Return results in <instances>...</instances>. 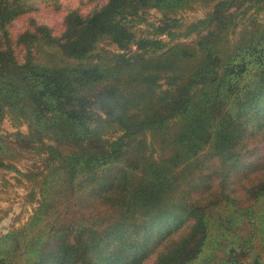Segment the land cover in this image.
Segmentation results:
<instances>
[{"label": "trees", "instance_id": "1", "mask_svg": "<svg viewBox=\"0 0 264 264\" xmlns=\"http://www.w3.org/2000/svg\"><path fill=\"white\" fill-rule=\"evenodd\" d=\"M6 117L0 264H264V0H0Z\"/></svg>", "mask_w": 264, "mask_h": 264}, {"label": "rangeland", "instance_id": "2", "mask_svg": "<svg viewBox=\"0 0 264 264\" xmlns=\"http://www.w3.org/2000/svg\"><path fill=\"white\" fill-rule=\"evenodd\" d=\"M61 2L69 3L71 5H77L79 0H60ZM93 3H87L82 6L84 10L90 8ZM205 9L196 6L193 9L181 10L177 13V16L183 20H192L199 16H202ZM32 14L39 20L47 22L54 26H59L62 20L63 11L55 12L47 8H40L37 11H33ZM160 13L155 9H150L149 18L156 19ZM25 22V17H21L15 21V29L21 28ZM25 125L21 126V129H25ZM15 126L11 120L6 117L0 123V131H12ZM30 158H22L17 161V165L21 169H25L30 164ZM28 188L24 183H18L15 179V173L12 170L0 169V232L8 229L11 225H18L24 221L33 206L35 201L31 202L26 199ZM36 200V198H35ZM18 219L16 220L15 218Z\"/></svg>", "mask_w": 264, "mask_h": 264}, {"label": "water", "instance_id": "3", "mask_svg": "<svg viewBox=\"0 0 264 264\" xmlns=\"http://www.w3.org/2000/svg\"><path fill=\"white\" fill-rule=\"evenodd\" d=\"M38 199H39V196H36V200H38ZM4 231H7V229H5ZM257 252H258L257 247H253L249 252V259L253 260L256 256Z\"/></svg>", "mask_w": 264, "mask_h": 264}]
</instances>
